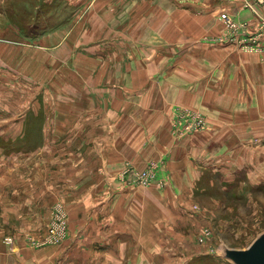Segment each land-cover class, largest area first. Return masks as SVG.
Segmentation results:
<instances>
[{"label":"rangeland","instance_id":"1","mask_svg":"<svg viewBox=\"0 0 264 264\" xmlns=\"http://www.w3.org/2000/svg\"><path fill=\"white\" fill-rule=\"evenodd\" d=\"M246 3H250V7L255 4L264 5V2L259 0L247 1ZM21 4L23 7L26 6L24 10H37L33 8L34 4L30 1L25 4L24 2L19 3L18 0H0V29L6 28L7 30L5 33L0 32V43L17 44L16 46L20 47L22 45L18 43H29L30 47H34L33 45H43L39 40L45 38L49 32L57 27L77 28V33L80 31L82 37L85 33L91 39L90 41L99 37L100 42L106 44L105 59L116 61L117 65H119V61L122 63L127 61L130 50L127 45L133 41L137 42L139 32L143 27L151 25V20L156 21L158 26L164 24L167 27L178 21L180 26H189L187 24L188 19L179 16L177 11H171L173 21L171 18L168 20L167 14L165 15V0H99V2L94 0L89 10L100 16L103 15L102 20L106 23L104 24L105 27L99 23L100 33L95 37L97 34L89 33L96 26L91 24L90 20L86 23L88 28L85 27L83 31L86 20L84 18L87 14L84 7L80 9L78 5H73L67 0H55L53 3L43 0L39 5L37 4L40 12L37 13L38 17L36 18L25 17V15H32L29 11L23 13V18H17L18 12L11 13L12 18L2 16L10 8L19 9ZM101 4L104 5L101 6ZM119 6L121 9L117 10ZM153 12H156L155 18H151ZM115 14L117 17L114 19ZM80 16L81 18H79ZM31 24H34L33 27L30 26ZM16 25L19 26V30ZM13 27L18 31L16 32ZM65 32L66 37L80 39V36L72 30ZM226 32L227 28L224 25L221 33L202 35L201 40L212 43V38L225 35ZM165 36L169 41L173 39L169 38L168 35ZM179 37L181 35L178 33L175 38ZM52 40L56 41L57 35ZM262 41H264V37ZM43 42L48 44L49 39L45 38ZM235 46L238 50L245 52L239 46ZM43 51L47 52L40 57L32 53L36 63L33 57L28 56L27 52V63L29 64L23 68L20 60L17 59V50L9 47L8 50L0 51V118H7V115L11 116L14 113L24 114L23 120H20V122L24 121V130L0 132V144L2 141V144L5 145V152L21 149L30 154L29 152L33 149H38V153L43 154L41 161L45 163L40 178H38V174L35 172L37 168L33 167V161L27 159L28 165L25 168L24 177L26 190L24 193L21 192L23 171H17L18 167L15 166L12 167L13 171L7 181L8 185L12 186L0 188V264L9 263V261L2 259V253L12 257L18 251L24 256L25 262L23 264H233L217 253L216 250L220 251L224 244L237 248L247 247L264 230V183L249 186L244 189L246 193L234 195L233 188L223 192L216 187V184L209 185L210 179L206 173L207 179L201 181V186H205L207 190L186 195L183 199L185 203L183 217H173L172 211H159L157 213L154 211L156 208L151 207L147 212H144V209L139 206V210L150 216L151 220L142 219V213L138 211L137 226L130 228L132 230L120 229L117 226L113 233H105L104 226L99 228L97 222L94 223L101 218L97 207V198L99 197L98 194L103 191V178L98 177V167L91 162L99 158L98 139L105 137L111 141L110 147L106 148L105 159H107L113 157L114 135H116L115 138L118 134L120 135V144L124 153H128V142L131 138H125L121 129L119 132L108 129L102 134L95 125H89L87 119L89 113L86 112V107L84 108L86 106L85 97L81 94L88 91L102 92V90H106V87H109L111 91L114 90V87L123 92L129 91L130 85H132L128 82L130 76L128 73L126 75L123 73L121 82H118V79L114 82L113 76L116 69H113V63H111L109 67L106 66L105 68L106 80L109 79V82L106 83V87L103 86V83L97 79L99 76L97 66L85 58L95 57L89 51L82 50L85 56L81 52V60L77 63L80 67L73 66L76 69L71 67L70 69L74 71L68 70L66 77V80H72V72H74L76 74L75 80L62 82L58 76H63L62 74L67 67H70V64L74 65L72 64L73 61L71 63L67 61L70 49L63 52L51 48ZM58 58H65V62L62 65L59 63L56 70L57 73L62 71L61 75L53 69L47 71L51 67L53 59L57 61ZM91 70H95V72L93 73ZM54 74L58 75L57 78ZM93 75L95 76L93 77ZM116 76L118 75L116 74ZM163 76L164 71L154 78V83H162L161 77ZM58 80L59 82H57ZM113 83L115 84L113 85ZM149 84L151 85L152 81ZM149 84L138 77L132 89L145 92V89L150 87ZM76 96L78 97L75 99ZM72 102L77 105L68 109V115L70 113V117H72L70 118L66 112L67 107ZM55 110L57 111L53 114ZM105 112L109 113V110L106 109ZM198 112L203 115L204 128H206L208 125L207 118L199 110L181 104L174 107L170 127L173 138L183 139L200 131L187 135L184 133L178 136L177 134L182 128V124L179 122L180 115ZM121 114L124 123L127 122V118L124 116L127 113L122 110ZM131 115L132 122L138 125V128L134 130L135 137L139 134L144 135L147 125L142 119L147 117L146 112L139 108L136 115L137 122L133 121L134 115ZM67 118H70L71 122L74 119L71 128H66ZM122 124L121 122L120 127ZM54 125H58L59 128L55 130ZM8 138L18 139L13 142ZM65 139L79 141L83 146L75 147V150H78L81 155L89 146L91 152V177L89 180L75 179L68 173L67 167L74 166L79 169L81 161L73 152V147L63 141ZM132 139H134L133 136ZM147 143L148 141L144 140L140 148H145L143 145ZM38 153L36 154L38 155ZM116 153L117 150L114 154ZM164 163L165 160L162 157L154 156L145 166L140 167L135 164L133 159L126 157L116 171L115 178L111 182L106 181L104 183V186L107 187L105 191L110 188L114 189L118 183L122 189H136L138 199L145 194L154 196V191L166 189L168 185L162 174ZM129 166L133 168L131 170L132 175L126 178L127 171L124 169ZM150 169L153 170L154 174L146 177L147 180H153L149 184H144L140 181L141 179L135 176L136 173L142 174ZM38 180H42L40 188L37 186ZM86 181L90 188L95 186V189L91 195L85 194L84 189L80 196L84 197L85 202L80 203L76 201L73 193L75 191L77 194L81 193L82 188H84L82 185H85ZM2 185L5 186L3 181ZM14 185H19V192L26 199V204H23L21 209L24 205L30 208L28 211L31 215L36 214L34 221L37 223L32 224L25 219L24 224L20 217L22 215L15 212H9L8 221L3 216L5 205H3L2 200L9 198V193L17 190ZM109 186L110 188H108ZM127 203L128 201H124L123 205L127 206ZM57 205L62 206V215L65 216V219L59 217L60 207L59 211L55 210ZM124 209L126 207L117 211L116 214H111L121 219ZM33 211H35L34 214ZM57 213L58 216L55 215ZM57 218L59 223L66 221V226L56 230L53 234L54 230L50 223ZM82 219L90 220V222L82 224ZM145 221H151V225L144 226L143 222ZM149 234L152 236H147ZM120 238H127V241H116ZM142 238L144 242L141 241Z\"/></svg>","mask_w":264,"mask_h":264},{"label":"crops","instance_id":"2","mask_svg":"<svg viewBox=\"0 0 264 264\" xmlns=\"http://www.w3.org/2000/svg\"><path fill=\"white\" fill-rule=\"evenodd\" d=\"M29 1L34 4L33 8L37 10H24L26 6L23 7V4H21L19 9L13 10V8H10L12 10L9 9L2 16L12 18L10 14L18 12L17 18H23V13L29 11L32 15H25V17H38L37 13L40 12L38 5L43 0H18L19 3L24 2L25 4ZM54 1L47 0L51 3ZM67 1L73 5H78L80 9L83 7L86 9L87 14L84 18L86 20L83 31L85 27L88 28L86 23L90 20L91 24L96 26L89 33L94 32V34H97L95 37H97L100 33L99 23L102 27H105L104 24L106 23L102 20L103 15L100 16L89 10L94 0ZM247 1L252 2V0H165V15L167 14L168 20L171 18L173 21L171 11H177L179 16L188 19L187 24L189 26H180L179 21L171 23V26L167 27L164 24L158 26L156 21L151 20V25L143 27L139 32L137 42L133 41L127 45V48H130L127 61L124 63L119 61V65L116 61L105 59L106 44L100 42L99 37L90 41L91 39L85 33H83V37L80 31L77 33V28L66 29L62 26L55 28L45 36L49 39L48 44L43 42L45 38L39 40L44 46L38 44L30 47L29 43H18L22 45L20 47L16 46L17 44L0 43V51L8 50L9 47L17 50V59L20 60L22 68L29 64L27 63V52L31 58L33 57L32 53L40 57V55L47 52L43 50H50V48L58 52L70 49L67 61L69 63L73 61L72 64L74 65L70 64V67L65 69L64 74H62V71L57 73L56 70L59 63L62 65L65 62V58H58L57 61L53 59L51 67L47 69V71L53 69L57 74H62L63 76L57 75L62 82H73L75 80L74 76L76 74L74 72H72V80H66V77L68 70L74 71L73 69H76L77 66L80 67L77 63L81 60L82 50L89 51L95 57L85 58L94 63V66H97L99 73L97 79L103 83V86L106 87V83L109 82V79L106 80L105 68L106 66L109 67L111 63H113V69H116L113 76L114 82H116V79L121 82L123 73L125 75L129 74L128 82L132 84L129 91L116 90V87L111 91L109 87H106V90H102V92L93 93V91H88L81 94L85 97L86 106L84 108L86 107V112L89 113L87 117L88 124L95 125L102 134H104L103 131H108V129L110 131L114 129L115 132H119L121 129L125 138H131L128 142V153L122 151L119 134L117 138L114 135L113 143L115 146L113 144L112 158L105 159L106 148L110 147L111 141L105 137L98 139L99 141L97 140L100 148L98 150L99 158L93 160L94 162H91L90 159L89 146L81 155L78 150H75V147L83 146L79 141L74 139L63 140L73 147V152L81 161L79 169L74 166L66 168L72 178L89 180L91 177L90 162L97 165L99 175L97 176L103 178V191L98 194L99 197L97 198V207L101 218L94 223L97 222L99 228L104 226L105 233H113L117 226L120 229H130L137 226L138 211L142 213V219L151 220L150 216L139 210V206L144 209V212H147L151 207L156 208L154 211L157 213L159 211H172L173 217H183L185 211L183 199L186 195L207 190L205 186H201V181L207 179L206 173L209 175V185L216 184V187L223 192L233 188L234 195L244 194L246 193L245 188L264 183V54L245 53L238 50L234 44L209 43L201 40L202 35H216L222 32L224 24L219 18L220 12H228L236 21L247 22L250 31L257 32L260 22L264 18V5L255 4V7H249L246 6ZM118 9H121V6L117 7ZM155 13L151 14V18H155ZM116 17L115 14L113 18ZM32 25L34 24L30 26L33 27ZM16 27L19 30V26L16 25ZM13 29L16 32L18 31L15 27ZM67 30L77 33L80 39L66 37L65 31ZM6 31V28L0 29V32L5 33ZM74 32H71V34H74ZM178 33L181 37L175 38ZM56 35L57 40L53 41L52 39H55ZM165 35L173 39L169 41ZM27 49L28 51H26ZM33 60L36 63L34 57ZM59 60L61 61L59 62ZM71 67L73 69H70ZM95 70L91 71L94 73ZM163 71L162 83H154V78ZM54 76L57 78L56 74ZM137 76L147 84L152 81L145 92L132 89L134 88L132 87L134 82L138 80ZM178 104L192 107L203 113L207 118V127L183 139L173 138L170 127L174 107ZM75 105L77 104L72 102L67 107V115L68 109ZM139 108L147 114V117L142 119L147 125V130L144 135L139 134L135 137L134 130L138 128V125L132 122L131 114L134 115L133 121L137 122L136 115ZM106 109L109 110V113L105 112ZM122 110L127 113L124 115L127 118L125 123L122 120ZM23 115V113H14L11 116L7 115V118H0V132L24 130V121L20 122L24 118ZM70 115L69 113L68 117ZM57 116L59 117L58 113ZM69 119L67 118L65 123L66 128H71L74 122V119L72 122ZM121 122L123 124L120 127ZM58 128V125H54L55 130ZM132 136L134 139H132ZM16 139L10 140L14 142ZM144 140L148 143L143 145L145 148H140ZM2 143L1 141L0 188L12 186L8 185L7 181L13 171L12 167L15 166L18 167L17 171H23L21 192L24 193L26 190L24 177L25 168L28 165L27 159L33 161V167L37 168L35 172L40 178L42 167L45 166L44 161H41L43 154L38 153V149H33L29 152L30 154L21 149H12L5 152V145ZM116 150L117 153L114 154ZM154 156L162 157L165 160L162 174L167 180L166 189L154 191V196L145 194L139 199L136 189H122L118 183L114 189L109 186L110 189L105 191L107 187L104 186V183L106 181L111 182L115 178L116 171L126 157L133 159L137 166L143 167ZM2 181L5 186L2 185ZM41 182L42 180L37 181L39 188ZM82 186L84 188H82L81 193L77 194L76 191L73 193L76 201L80 203L85 202L84 197L80 196L84 189L87 195H91L92 191L94 192L93 189H95V186L90 188L88 182ZM14 187L17 190L9 193V198L2 200L3 205H5L3 216L8 221L9 212H15L22 215L20 217L23 219L24 224L25 219L32 224L37 223L34 221L36 219L35 211H33L34 215H31L28 211L30 208H27L26 205L21 209V206L26 204V199L24 195L20 194L19 185H14ZM103 192L104 194H102ZM1 193L3 194V192ZM124 201H128L127 206L123 205ZM124 207L126 209L123 210L121 219L111 214H116ZM86 222H90V220L82 219V224ZM143 225L150 226L151 221H145ZM147 236H152V234ZM128 240L131 241V239ZM116 241L125 242L127 238H120ZM141 241H143V238ZM216 252L219 253V250H216ZM1 256L2 259L9 261L7 264H23L25 262L20 251L12 257H8L6 253H2Z\"/></svg>","mask_w":264,"mask_h":264},{"label":"built area","instance_id":"3","mask_svg":"<svg viewBox=\"0 0 264 264\" xmlns=\"http://www.w3.org/2000/svg\"><path fill=\"white\" fill-rule=\"evenodd\" d=\"M259 1L264 2V0ZM250 5V3H246V6L250 7ZM219 18L223 21L225 28H227V32L225 35L212 38L213 42L235 44L245 52L264 54V41H262V38L264 37V18H262L257 32H251L247 22L236 21L228 14V12H221ZM179 122L182 124V128L179 129L177 133L178 136L184 133L187 135L205 127V120L203 115L199 112L189 115H180ZM124 170L127 171L126 178L131 177V170H133V168L129 166ZM151 174H154L152 169L148 170L147 172H143L142 174L136 173L135 176L138 179H141L140 181H142L144 184H149L150 182H153V180H147L146 177L150 176ZM59 207L60 206L57 205L55 210L59 211ZM55 215L58 216V213ZM59 217H63L65 219V216L62 215V206L60 207ZM50 225L54 230V234L56 230L65 228L66 221L64 223H59V219L57 218L51 222Z\"/></svg>","mask_w":264,"mask_h":264},{"label":"water","instance_id":"4","mask_svg":"<svg viewBox=\"0 0 264 264\" xmlns=\"http://www.w3.org/2000/svg\"><path fill=\"white\" fill-rule=\"evenodd\" d=\"M219 254L233 264H264V230L247 247L224 244Z\"/></svg>","mask_w":264,"mask_h":264}]
</instances>
